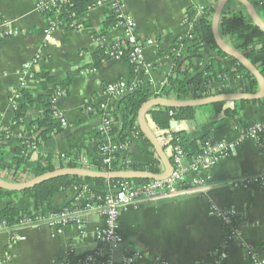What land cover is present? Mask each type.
<instances>
[{"label":"crops","instance_id":"obj_1","mask_svg":"<svg viewBox=\"0 0 264 264\" xmlns=\"http://www.w3.org/2000/svg\"><path fill=\"white\" fill-rule=\"evenodd\" d=\"M219 1L125 0L127 11L137 22L139 39L144 43L147 67L138 73L125 60L107 59L99 68L88 66L93 63L92 55L100 46L109 48L123 34L122 27L116 24L109 33L102 35L104 23L109 16L107 6H95L78 21L76 28L59 27L53 34L54 41H47L44 34L47 21L36 8L38 0H0V17L17 32L13 36L0 38L1 127L11 135L20 134L42 111L36 100L24 124L14 121L15 111L10 101V93L13 88L20 86L22 80L38 94L39 81L34 79V75L43 68L59 78L82 68L81 75L74 78L69 93L58 97L55 102L57 111L67 119L68 125L53 135L46 144L33 150L22 170H18L10 161L5 162L8 169L0 168V180L14 184L28 181L32 178L29 169L38 163L39 155L68 153L74 147L81 148L89 159H94V165L98 166L99 138L95 131L101 119L88 111L87 107L108 101L105 95L106 86L118 79L136 80L142 88L152 93H160L161 83L175 67V59L170 51L175 48L176 55L187 54L191 45L189 34L199 28L204 10L215 11ZM228 5V8L236 10L243 7L231 1ZM186 16L193 21L195 28H190L184 22ZM182 39L187 41L182 42ZM148 40H152L153 44H148ZM205 58L207 60L208 56ZM227 83L237 84L232 81ZM231 104L233 107L234 103ZM209 111V108H200L193 120H177L178 126L174 130L182 133L180 138L184 143L199 140L207 134L211 137L208 140L236 139L240 135L242 129L235 124L215 126L224 112L219 116H211ZM146 115L148 128L160 139L163 146L165 138L161 135L167 130L160 129L150 118L149 112ZM242 119L248 124L264 120V98L258 103H247ZM125 134L131 139L129 147L121 154L126 162L130 165L158 162L160 171L164 170L163 163L142 129L135 136L129 127ZM6 145L11 154L21 147L16 139L7 141ZM164 150L167 154H172L171 148ZM191 158L188 155L185 163L189 164ZM261 173H264V139L261 144L247 139L241 144L235 157L226 158L218 165L203 171L208 177L207 188L160 203L145 204L123 214L122 240L112 253L113 260L119 264L125 257L131 256L135 259L134 264H158L159 259H166L171 264H216L217 261L220 264H254L243 247V240L224 243L225 226L212 213V203L224 208H234L243 215L245 220L240 223L243 238L258 248L259 257L264 260V191L258 187L242 190H233L230 187L232 182L244 175ZM194 176L195 173L190 171L182 187L194 186ZM94 188L107 191L104 187ZM77 193L76 187L57 193L39 210H36V201L29 194L6 199L0 193V211L9 202L24 211L44 215L49 214L52 207L74 205L82 208L84 201L76 200ZM83 220L84 235L74 226L67 227L60 235H54L52 229L46 225H32L20 229L18 239H14L9 232L0 229V264H81L98 249L96 230L104 226V218L97 212L85 213ZM220 249L222 254L217 258ZM84 264L105 263L99 255L94 262Z\"/></svg>","mask_w":264,"mask_h":264},{"label":"trees","instance_id":"obj_2","mask_svg":"<svg viewBox=\"0 0 264 264\" xmlns=\"http://www.w3.org/2000/svg\"><path fill=\"white\" fill-rule=\"evenodd\" d=\"M96 2L97 0H72L68 4L62 3L58 7L47 10L41 14L46 18L47 26L50 25L51 21H60L62 26H66V23L70 24L72 21H80V19H83L84 16L95 7ZM250 2L256 8L258 15L264 19V1L250 0ZM228 6L221 17L219 25L222 39L228 46L241 52L264 76V31L246 14L243 9L244 7L236 10L228 8ZM108 10L109 16L104 23L102 35L109 33L117 24L114 12L110 8ZM189 13L191 15L192 10H190ZM214 13V9L204 10L200 19L199 28L192 34L193 36L190 40L191 45L187 54L176 55L175 48L170 51V55L175 59V67L173 72L166 79L167 84L161 89L160 93H152L148 89L138 85V88L121 97H110L108 99L107 102L112 115L115 117V122L112 124L107 134L102 133L98 128L95 131L96 137L99 138L97 145L99 155L100 145L107 141L106 139L108 136L113 143L129 144L131 139L125 134L127 128L131 127L133 133L138 135L141 129L139 124H137L139 110L144 103L152 98L163 97L170 100H191L192 98L202 97V95L198 97L197 94L204 85L214 82H225L227 80L234 83L237 82V84H225L221 89L217 90L218 94L237 92L255 94L260 90V84L257 78L237 59L228 55L218 47L213 35ZM186 41L187 39H182V42ZM112 46L109 48L100 46L92 55L93 63L88 66H90V68H99L107 59H110L108 52L111 50ZM125 51H128V49ZM206 56H208L207 60L205 58ZM132 67L134 68L133 65ZM81 71L82 68H79L59 78L52 74L47 68H43L39 73L34 75V79L39 81L37 83V88L40 91L38 94L27 85L19 87L18 93L20 96L15 101L16 109L14 110V121L17 124H24L26 117L35 106L36 100H38L41 105L42 111L29 122L27 127L20 134L11 135L8 130L0 125V168L8 169L4 163L10 161L13 166L18 167V170H22V167L28 162L32 155L33 149L31 146L33 144L38 148L46 144L53 135L63 130L61 120L56 115L55 98L58 92H63L64 94L69 93L74 78L81 75ZM250 102L258 103L260 99L236 101L233 107L228 108H225V102H217L202 107H156L155 109H150L148 112L151 116L150 118H152L160 129L167 130L166 133L161 135L165 138V144L163 145L164 149H173L177 138L182 134L179 131L171 129V122L173 120L190 121L195 118L198 109L209 108V114L211 116H219L224 112L223 117L216 122V127L235 124L240 129H246L253 123H246L242 119V112L246 104ZM100 103L96 105L91 104L95 109L91 112L98 115L101 119L102 111L100 110ZM171 112H173V114H171ZM169 134L173 136L172 139H168L167 136ZM210 138V135L207 134L199 140H194L188 144L183 143V146L188 155L194 157L202 152L203 146ZM12 139L18 140L21 143V147L17 148L16 151L11 154L7 150L6 142ZM66 154L70 158L68 163H64V159L62 158H57L58 155L56 154L39 155L38 163L31 166L29 169L30 174L32 177H37L59 168L82 166L79 162L80 157L84 154L81 148L74 147L71 152ZM101 158L100 155L98 166H95L93 163L94 159L92 157L90 158L91 168L93 170H148L153 173L161 172L158 162L149 163L147 165H130L126 163L121 155H118L110 165L104 166L101 162ZM170 158L173 160L172 154ZM128 180L136 184L148 181L146 179ZM119 181H121V179L106 180L101 178H83L65 175L50 179L23 191L0 188V193L6 199L19 197L21 194H29L36 201V210H39L45 202L55 194L68 191L78 186L80 183H89L94 187H104V189L109 190ZM94 187L92 188L93 193L105 192ZM64 207H52L50 212L59 211ZM33 213L35 212L24 211L12 202H9L6 207L0 211V223L6 221L7 224L12 227L19 223L23 217L32 215ZM228 229L229 226L225 225V231ZM9 233L10 235L13 234V232ZM221 254L222 250L220 249L216 257L220 258Z\"/></svg>","mask_w":264,"mask_h":264},{"label":"built area","instance_id":"obj_3","mask_svg":"<svg viewBox=\"0 0 264 264\" xmlns=\"http://www.w3.org/2000/svg\"><path fill=\"white\" fill-rule=\"evenodd\" d=\"M72 0H38L36 8L39 13H43L52 8L58 7L62 3H70ZM95 6H107L110 8L117 19V25H120L123 29L122 37L117 40L111 50H109V58L114 60H125L134 66L136 72H140L147 67L144 57V43L140 41L138 36V25L134 16L127 11L125 0H97ZM243 8V7H241ZM240 8V9H241ZM184 22L191 28H195V24L186 16ZM78 21H72L70 24L66 23V26H62L60 21H51L50 25L44 29L45 38L47 41H54L53 34L59 27L76 28ZM197 30V28H195ZM191 32L188 39H192ZM17 34L15 29L8 26L7 21L0 17V38L10 37ZM148 44H153L152 40L147 41ZM128 49V51H125ZM28 68V65H26ZM227 82H214L204 85L198 92L197 96L202 95L200 99L218 95L217 90L221 89ZM167 84V81L161 83V89ZM26 83L22 80L21 86H25ZM138 82L136 80L118 79L107 84L105 89V95L108 97H121L130 91L138 88ZM13 88L10 93V101L13 109H16V100L19 98L18 89ZM64 95L63 92H58L56 99ZM88 111H94L92 105L87 107ZM100 110L102 111V117L98 129L102 133H108L112 124L115 122V117L112 115L109 104L106 101L100 103ZM173 114V112H171ZM57 117L60 118L62 126L68 125L67 119L63 117L61 113L56 111ZM139 134V133H138ZM136 136V134H135ZM168 139H172V135L169 134ZM253 139L258 143H262L264 139V120L255 122L249 125L246 129H242L240 135L236 139H220L209 140L203 146V150L197 156L191 158L189 164L185 163L188 156L187 151L183 146V140L179 137L176 140L172 149L173 155V173L165 179L157 180L150 179L144 183L136 184L133 181L124 179L119 181L114 187L103 193H93L92 188L87 183H80L75 186L77 189L76 200L84 201L82 208H78L74 205L66 206L63 209L50 212L47 215L41 213H33L32 215L23 217L19 223L10 227L6 221L0 223V229L7 232H13L14 239H18V231L22 228L32 225H46L52 229L53 234H60L63 229L69 226H74L80 234L84 235V220L83 216L87 212H97L104 218V226L96 230V239L99 242V247L96 251L89 255L81 264L94 262L97 256L101 255L105 264H117L113 260L112 253L118 248L122 240L121 234V216L131 210H136L145 204H155L166 200L175 199L180 196L191 194L197 190L207 188V176L203 174L205 169H210L218 165L226 158L235 157L238 153V149L241 144L247 140ZM107 141L100 145L101 162L105 166H108L112 161L121 155L128 147L129 144L113 143L108 136ZM33 150L37 149V146L33 144ZM57 158L64 159V163H68L70 158L67 154H58ZM81 167L91 168V163L88 155L83 154L79 159ZM129 164V162H126ZM193 171L195 173L192 179L193 185L190 188H183L182 184L187 179V174ZM230 187L233 190L249 189L258 187L264 191V173L261 174H247L240 179L232 182ZM210 209L224 224L228 225L229 229L225 233L224 243H232L236 240H243V247L254 264H264V260L260 259L258 248L250 242L244 240L243 231L241 230L240 223L245 220L243 215L239 214L234 208H224L215 203H212ZM137 253V252H136ZM140 253V252H138ZM134 257L127 256L119 264H134ZM158 264H171L166 259H159ZM200 264V262L194 263ZM216 264H220L217 261Z\"/></svg>","mask_w":264,"mask_h":264},{"label":"water","instance_id":"obj_4","mask_svg":"<svg viewBox=\"0 0 264 264\" xmlns=\"http://www.w3.org/2000/svg\"><path fill=\"white\" fill-rule=\"evenodd\" d=\"M230 1H236L240 3L244 9L246 14L252 19V21L264 31V22L262 21L261 17L258 15L256 8L249 0H220L218 3V6L215 10L214 16H213V35L215 38V41L218 45V47L223 50L228 55L234 57L237 59L240 63H242L247 70L253 74L260 84V90L255 94H248V93H224V94H218L210 97L200 98V99H191V100H185V101H177V100H170L165 98H152L148 100L146 103L142 105V107L139 110L138 120L140 127L146 136V138L149 140V142L153 145L154 149L156 150L160 161L163 163L164 170L159 173H153L148 170H93L83 167H64L56 169L52 172H48L45 174H42L37 177H32L28 181H25L23 183L14 184V183H7L0 180V188L9 189V190H15V191H23L32 187H35L36 185H39L45 181H48L50 179L59 177V176H79L83 178H101L106 180H124V179H157L162 180L165 178H168L174 170V166L172 163V160L170 158V154H167L164 150L162 143L160 139L148 128V125L146 123V112H148L150 109L154 107H171V108H182V107H192V106H202V105H208L213 104L217 102H225L226 107H231L232 104L236 101L241 100H259L264 98V76L259 71V69L253 65L241 52L231 48L228 46L224 40L222 39L219 31V25L220 20L223 15V13L226 10V7L228 6V3ZM178 126V121L173 120L171 122V129L174 130Z\"/></svg>","mask_w":264,"mask_h":264},{"label":"rangeland","instance_id":"obj_5","mask_svg":"<svg viewBox=\"0 0 264 264\" xmlns=\"http://www.w3.org/2000/svg\"><path fill=\"white\" fill-rule=\"evenodd\" d=\"M65 154H66V153H65ZM65 229H66V227L63 229V231H62L60 234H62V233L64 232ZM60 234H59V235H60Z\"/></svg>","mask_w":264,"mask_h":264}]
</instances>
